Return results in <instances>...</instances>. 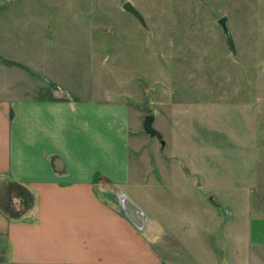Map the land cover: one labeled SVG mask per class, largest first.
Here are the masks:
<instances>
[{"label":"rangeland","instance_id":"374dc122","mask_svg":"<svg viewBox=\"0 0 264 264\" xmlns=\"http://www.w3.org/2000/svg\"><path fill=\"white\" fill-rule=\"evenodd\" d=\"M223 16L235 55L217 24ZM54 94L128 108L131 180L102 192L125 214L127 193L140 220L143 209L163 226L180 208L205 212L201 193L217 208L213 195L238 209L264 201V0H0V100ZM148 115L162 140L145 132ZM124 124L119 115L108 132ZM142 222L137 252L162 253L165 233ZM182 233L195 253L200 239L221 249L215 231ZM175 264L207 262L198 255Z\"/></svg>","mask_w":264,"mask_h":264},{"label":"crops","instance_id":"0c3cea01","mask_svg":"<svg viewBox=\"0 0 264 264\" xmlns=\"http://www.w3.org/2000/svg\"><path fill=\"white\" fill-rule=\"evenodd\" d=\"M53 97L0 100V264H175L198 255L207 264H264V201L238 209L213 195L217 208L202 193L205 212L190 217L180 208L164 226L140 208L142 228L165 233L162 253L141 257L140 228L110 193H102L131 180L128 108ZM119 115L125 124L116 126L112 142L108 123ZM188 230L215 231L221 249L204 248L200 239L195 253L182 233ZM123 253L137 255L119 258Z\"/></svg>","mask_w":264,"mask_h":264},{"label":"water","instance_id":"95a60500","mask_svg":"<svg viewBox=\"0 0 264 264\" xmlns=\"http://www.w3.org/2000/svg\"><path fill=\"white\" fill-rule=\"evenodd\" d=\"M124 9L127 12L133 14L135 17H137L141 22H143V17L139 13V11L135 9V7L133 6L131 2L125 3ZM217 24L220 26L223 32V35L226 39L227 46L229 47V49L232 50V53L235 55L236 47L234 44L232 33L229 28L228 17L227 16L220 17L217 20ZM154 120H155V117L153 115H148L144 120V130L150 136L156 137L157 139L162 140L161 133L153 127ZM125 204H126L125 208L127 211V215L130 218V220L134 222L135 224L140 225L141 220L138 217L139 208L135 206L130 199H127Z\"/></svg>","mask_w":264,"mask_h":264},{"label":"bare ground","instance_id":"6f19581e","mask_svg":"<svg viewBox=\"0 0 264 264\" xmlns=\"http://www.w3.org/2000/svg\"><path fill=\"white\" fill-rule=\"evenodd\" d=\"M140 219V218H139Z\"/></svg>","mask_w":264,"mask_h":264}]
</instances>
